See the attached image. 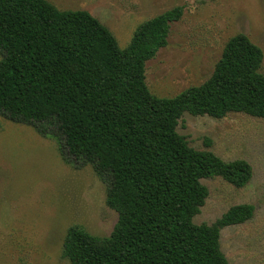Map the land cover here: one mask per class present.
Masks as SVG:
<instances>
[{
	"label": "trees",
	"instance_id": "trees-1",
	"mask_svg": "<svg viewBox=\"0 0 264 264\" xmlns=\"http://www.w3.org/2000/svg\"><path fill=\"white\" fill-rule=\"evenodd\" d=\"M183 11L178 5L141 22L122 48L88 10L0 0V115L54 138L65 161L91 164L118 212L107 236L68 228L62 256L70 264H231L221 231L255 214L253 204L239 203L213 223L194 222L209 195L203 178L222 176L241 188L253 166L192 147L177 127L185 112L264 118L263 50L238 33L207 80L157 96L145 64L167 45Z\"/></svg>",
	"mask_w": 264,
	"mask_h": 264
},
{
	"label": "rangeland",
	"instance_id": "rangeland-1",
	"mask_svg": "<svg viewBox=\"0 0 264 264\" xmlns=\"http://www.w3.org/2000/svg\"><path fill=\"white\" fill-rule=\"evenodd\" d=\"M49 1L59 9L88 10L122 48L141 22L182 5L167 45L145 64L147 85L157 96L172 97L207 80L227 41L238 33L247 34L264 53V0ZM177 130L196 149L252 164L253 176L241 188L222 176L203 178L209 195L193 220L213 223L232 205L253 204L251 219L222 229L221 247L231 264H264V118L185 112ZM107 189L108 181L91 164L65 161L54 138L0 115V264H70L62 256L70 226L107 236L118 221V212L106 202Z\"/></svg>",
	"mask_w": 264,
	"mask_h": 264
}]
</instances>
